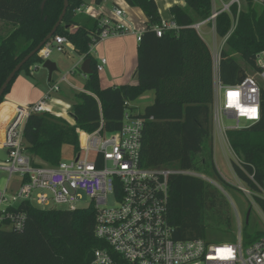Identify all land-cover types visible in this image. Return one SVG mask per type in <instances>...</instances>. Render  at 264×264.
Wrapping results in <instances>:
<instances>
[{"label":"trees","instance_id":"obj_1","mask_svg":"<svg viewBox=\"0 0 264 264\" xmlns=\"http://www.w3.org/2000/svg\"><path fill=\"white\" fill-rule=\"evenodd\" d=\"M85 1L69 0L63 23L55 34L66 36L79 55L91 59L95 71L86 77L84 92L75 93L71 116L76 126L50 113L32 115L24 130L28 151L44 164L57 166L64 160L65 146L71 147L73 157L80 152L78 129L95 131L102 113L106 130H118L124 111L132 110L131 103L154 91V102L138 115L145 119L140 166L201 173L205 150L213 138L214 55L192 25L211 17L213 0H185V8L172 6L171 20L180 29L166 31L162 37L155 31L163 22L156 0H125L129 6L141 9L147 18L138 45V83L107 88L102 87L98 62L90 54L93 39L100 36L99 21L77 13ZM243 2L245 9L239 12L238 5L233 4L230 12L219 14L215 21L219 38H225L237 21L221 51L219 77L226 85L239 83L244 69L237 57L258 71L255 57L264 51V4ZM64 5L65 0H0V89L17 65L49 36ZM36 63H42L38 53L10 83L0 105L17 77L23 72L31 75L30 68ZM226 136L239 159L233 164L235 174L252 191L263 194L264 88L261 120L240 130H229ZM210 148L213 152V143ZM256 202L264 213V198L256 197ZM223 208L217 191L204 179L184 174L170 177L168 217L176 239L207 240L209 216L223 212ZM13 210L26 214L25 227L22 231L0 230V264H88L94 250L107 247L96 236L97 212L93 204L68 211L23 202ZM227 231H233L231 221ZM242 235L249 245L264 233L245 230ZM236 238L231 237L233 241Z\"/></svg>","mask_w":264,"mask_h":264},{"label":"built area","instance_id":"obj_2","mask_svg":"<svg viewBox=\"0 0 264 264\" xmlns=\"http://www.w3.org/2000/svg\"><path fill=\"white\" fill-rule=\"evenodd\" d=\"M218 1L222 7L218 8L216 0H213L214 10L209 19L192 25L202 37L205 26H209V33L216 37V18L223 12H230L233 4L238 5L241 11L243 0ZM253 1L264 4V0ZM77 13L99 21L100 36L93 39L90 52L102 41L132 33L122 8L115 9L116 20L102 18L85 4L77 9ZM236 27L237 21H234L224 44ZM179 29L180 26L170 20L163 21L155 31L158 37H162L166 31ZM141 35L138 34V41ZM55 50L66 53L75 51V48L66 36L54 35L38 52L42 60L40 66L51 60ZM213 55L212 116L215 129L226 135L229 130H240L259 122L263 92L260 81L247 73V77L237 85L224 84L219 77L221 54L216 56L213 52ZM255 61L258 75L264 82V51L256 54ZM37 68L31 67V74ZM106 71L107 60L102 58L97 63V72ZM72 73L54 84L41 101L17 106L5 129L2 148L7 152V159L0 163V171L8 173L9 178L0 189V230L24 229L26 214L13 210L23 202L42 209L68 211L93 204L97 212L96 236L107 247L94 250L88 264H264V236L249 245L244 243L241 230L235 241L223 244L206 239L175 238V228L168 217L169 179L175 174L196 177L199 174L168 168H142L140 154L145 119L130 109L124 111L118 130H106L102 113L95 131L78 129L81 149L69 161L49 166L32 155L24 137L25 125L32 115L50 113L61 117L54 114L48 105L52 94L60 91V85L69 83L68 77ZM230 93L234 95L230 96ZM223 118L233 121V124L224 125ZM14 177L18 179L15 184ZM109 198L116 200L118 205L108 208ZM82 203L87 205L82 206Z\"/></svg>","mask_w":264,"mask_h":264},{"label":"rangeland","instance_id":"obj_3","mask_svg":"<svg viewBox=\"0 0 264 264\" xmlns=\"http://www.w3.org/2000/svg\"><path fill=\"white\" fill-rule=\"evenodd\" d=\"M245 2V1H244ZM242 3L241 9H245L246 3ZM256 4H263L257 1H253ZM216 6L222 7V3L216 0ZM169 20V19H166ZM210 32L209 26L203 27V39L208 44L214 54L219 55L223 48H226L224 44V38H219L217 35L214 38ZM240 65L243 67L246 73L255 77L264 88V82L258 75V72L245 64L240 58H238ZM51 60L57 61L61 64L60 71L54 73L53 80L56 82L63 75L67 74L71 68L76 67L77 62L80 61L79 54L75 52L59 53L56 50L53 52ZM32 67H40L39 72H44L43 66L40 63L34 64ZM77 72V77L71 75V81L79 87L83 86L85 79L83 78L82 67L74 68ZM25 73V72H23ZM26 74V73H25ZM57 95H64L69 101L75 102V92L71 91L67 84L62 85V93ZM155 100V92L149 91L140 96L136 101L131 103L132 111L135 114L144 113L147 106L151 105ZM68 119V120H67ZM71 118H66L68 123L73 127L76 123L72 122ZM223 124L226 126L232 125L233 121L223 118ZM243 125H247L245 122ZM218 135L220 136L218 139ZM212 139L208 142L205 150L201 173L199 177L204 179L211 187L217 191L221 203L224 205L223 212H217L209 216L210 231L208 234V241L215 244H223L233 242L231 237H237V234L241 230H245L253 233L255 231H262L264 233V213L256 202V197H263L264 193L259 194L252 191L249 186L242 182L234 172L233 164L238 163L239 159L235 152L230 147L227 136L221 134L219 130L213 127ZM215 138V140H214ZM213 143L214 150L211 151V144ZM73 158V151L71 147L65 146L63 150V159L69 161ZM7 159V152L4 149H0V163ZM9 178V174L0 171V189L6 184ZM17 177H14L13 184L17 183ZM82 206H86L87 203H82ZM118 205L116 200L109 198L107 202L108 208H114ZM231 221L232 232L227 231V225Z\"/></svg>","mask_w":264,"mask_h":264},{"label":"crops","instance_id":"obj_4","mask_svg":"<svg viewBox=\"0 0 264 264\" xmlns=\"http://www.w3.org/2000/svg\"><path fill=\"white\" fill-rule=\"evenodd\" d=\"M156 2L159 6L160 15L163 21L171 20L170 9L172 6L180 5L183 8L186 7L185 0H156ZM85 6L94 10L102 18L109 17L115 20V9L122 8L126 12L125 22L132 30L131 34L112 37L100 42L90 52L91 56L97 62L102 58L107 60V71L99 74L102 87L107 88L127 84H137L138 78L136 71L139 45L137 38L138 34L142 33L145 29L147 18L144 12L139 8L129 6L125 0H104L102 4H97L96 0H86ZM0 24H2L1 21ZM68 52L77 53L76 51H67L66 53ZM79 58L80 61L77 62L76 67L71 68V70L67 72L68 74L73 71L68 77L69 83H63L60 85V91L52 94V99L48 105L54 114L61 116L64 119L71 118L74 123L76 122L71 116L74 102L69 101L64 95L57 94L62 93V85L64 84H67L68 88L75 93L84 90L87 79L86 75L82 74L85 79L82 87L77 86L70 79L71 75L74 76V78L77 77V72L74 68L77 69L80 65L82 67L85 61L84 56L79 55ZM53 62L56 63L58 71H60L59 69L62 67L61 64L57 61ZM39 69L40 67L31 75L21 73L15 80L11 91L5 97L4 102L0 105V149H3L2 142L4 140L5 129L13 118L16 107L41 101L48 94L49 89L54 84L58 83L64 76L63 75L59 80L54 82L53 76L50 80L49 73L46 69L42 73L39 72ZM219 137L220 136L218 135V139L221 140Z\"/></svg>","mask_w":264,"mask_h":264},{"label":"water","instance_id":"obj_5","mask_svg":"<svg viewBox=\"0 0 264 264\" xmlns=\"http://www.w3.org/2000/svg\"><path fill=\"white\" fill-rule=\"evenodd\" d=\"M44 6V5H43ZM69 7V0H65V5L63 12L55 25L54 29L52 32L49 34V36L45 39L43 43H41L32 53H30L27 57H25L19 65L12 71V73L9 75L7 80L5 81L4 85L0 89V98L4 95L5 91L7 90L8 86L10 83L14 80V78L17 76V74L21 71L22 67L33 57L35 56L45 45L48 41L52 39V37L57 33L58 28L61 26L63 23L64 17L67 13ZM43 68L46 69L49 73V78L50 80L52 79V76L54 73L58 72V68L56 63H54L52 60H47L43 64ZM82 72L86 76L93 75L95 73L93 67H92V60L91 59H86L82 65ZM247 77V73L244 70H241L240 76H239V83H241L245 78Z\"/></svg>","mask_w":264,"mask_h":264},{"label":"snow or ice","instance_id":"obj_6","mask_svg":"<svg viewBox=\"0 0 264 264\" xmlns=\"http://www.w3.org/2000/svg\"><path fill=\"white\" fill-rule=\"evenodd\" d=\"M229 95L232 96V95H234V94H233V93H230Z\"/></svg>","mask_w":264,"mask_h":264},{"label":"bare ground","instance_id":"obj_7","mask_svg":"<svg viewBox=\"0 0 264 264\" xmlns=\"http://www.w3.org/2000/svg\"><path fill=\"white\" fill-rule=\"evenodd\" d=\"M49 108V107H48ZM50 109V108H49Z\"/></svg>","mask_w":264,"mask_h":264}]
</instances>
